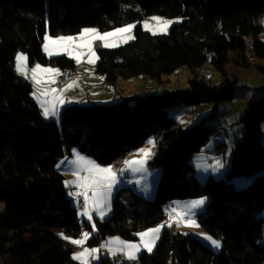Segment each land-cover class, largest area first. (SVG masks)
I'll use <instances>...</instances> for the list:
<instances>
[{
    "label": "trees",
    "instance_id": "16d2710c",
    "mask_svg": "<svg viewBox=\"0 0 264 264\" xmlns=\"http://www.w3.org/2000/svg\"><path fill=\"white\" fill-rule=\"evenodd\" d=\"M153 14L181 20L165 34H152L138 23L133 39L116 47L97 41L93 74L107 85L135 76L154 83L186 66L182 70L192 78L187 88L130 94L105 105L74 103L64 107L59 121L43 118L31 83L16 74L18 51L26 52L30 62L50 63L62 71L76 68L71 57L49 58L42 53L46 32L76 33L86 26L109 29ZM263 19L264 0H0V203L4 205L0 257L4 262L84 264L73 257L68 239L78 237L82 228L89 233V247L112 235L137 239L139 231L167 216L171 201L209 196L197 221L220 239L219 252L193 234L167 225L151 251L142 250L134 260L121 264H264V245L255 240L264 229L260 215L264 174L255 175L264 169V92L250 100L241 117L243 134L234 140L226 176H209L204 183L198 182L186 162L202 149L215 127L200 121L183 128L167 111L179 105L197 107L202 101L216 108L231 100L245 85L237 76L227 75L228 64L254 69L264 77ZM208 62L221 75L220 81L213 83L206 75ZM150 136L155 137V147L147 162L159 172L153 198L118 190L109 217H95L93 224L79 219L65 177L56 169L58 159L76 150L99 164H109L144 145ZM248 175L254 177L247 186L234 188L231 179ZM94 264L115 261L106 255Z\"/></svg>",
    "mask_w": 264,
    "mask_h": 264
},
{
    "label": "rangeland",
    "instance_id": "374dc122",
    "mask_svg": "<svg viewBox=\"0 0 264 264\" xmlns=\"http://www.w3.org/2000/svg\"><path fill=\"white\" fill-rule=\"evenodd\" d=\"M153 17H159L161 19L158 21V20L152 19ZM180 20H181L180 16L169 17V16H164V15H159V14H153L151 16L145 17L141 21L132 20L120 26H115L109 29L102 30L99 26H86L76 33L68 32V33H60L58 35H51L49 34V32H46L44 35L43 41H42V53L49 58L66 55L68 57H71L79 68L85 71H88V72H93L94 65L96 64L98 60V56H97L94 46H95V43L99 40L92 41V51L95 52V56L92 57V59L95 62L89 63L90 53L87 47L84 46L83 41L79 38L80 33L82 32L83 29H86V28L96 29L97 32L102 34L104 32H112L114 31V29L122 28L128 24H132L135 27V25H137L138 23H141L142 27L150 31L152 34H165L168 32L170 26L173 23L179 22ZM165 21H171V23L165 26V23H164ZM145 23H147V27L145 26ZM134 27L128 32L118 33L116 36L109 37L108 42L115 44L116 46H119L121 44L131 41L133 39ZM46 35L52 38H57V37H62V36L74 37L75 39L70 44L71 53L63 51L62 49H59V48H53L50 45V51H52L53 53H58V54H53L50 56L47 52H45L44 47H43L46 42L45 41ZM129 36L132 38L127 39V37ZM260 36L264 38V29L261 31ZM90 38H91V34H85V39H90ZM99 42H101L102 45L104 43L103 41H99ZM247 42L248 44H250V39H247ZM18 53L25 57V60L21 62L24 65L23 73L17 71L18 61L16 60V56ZM77 56H79V60H80L79 63H77ZM37 65L40 66V69L37 70V72L35 73L36 78L33 79L32 69L35 68ZM14 67H15V71L18 77L22 79H26V80H28L30 76L32 77L33 84L30 80H28L32 85V92H31L32 95L37 90L38 91L43 90L41 87H38L39 85V83H37L38 78L47 77V79H51V75L53 74L52 71L45 72V71H42V69L46 68V69L55 70L56 68H60L59 66L52 65L50 63L42 64L38 61L30 62L27 53L24 51H18L15 54ZM183 68H186V66L181 67L177 72L178 74L177 73L172 74L168 77L164 76L163 82L147 83L146 80L142 82L141 76H135L131 78V81H127L126 83L124 81H121L123 79H119L117 83H115L112 86V85H105L104 83L100 81V78H98L97 82L93 83L94 85L99 86V91L97 93L96 101L99 104L105 105V104H110V103L120 101L122 97L126 96L127 94H144L147 92L161 93L165 90L185 89L189 86L190 75L188 72L179 74V72H181ZM225 70L227 72V75L237 76L239 78V82L245 85L244 87H241L235 91L234 96L231 100H225V101L220 102L216 108H214V105L211 102L202 101L200 102L199 105H197V107L179 105V106L172 107L167 110L168 114L172 116L173 118H175L177 123L181 125L183 128L191 127L195 123H198L200 121H204L205 125H210L212 127H215V130L210 135L207 142L203 145L202 149L196 152L186 162V167H188L189 169L193 171L198 182L200 183H204L209 176H212L216 179L224 178L226 176L228 168L230 167L231 153H232L234 140L241 137V135L243 134L244 127H243V123L241 122V117L244 114L245 110L247 109L248 103L250 102V100L256 97L258 94H260V92H262L261 87L264 84V77L258 71L254 69L244 70L240 68H235L231 64H228ZM205 72H206V75L210 77L213 83L221 80V75L218 73V71L214 69V67L209 62L205 66ZM92 75L94 74L92 73ZM76 82H80V81L76 80ZM141 82H142V86H141ZM79 85L82 86L84 84H79ZM81 86L78 89V93H84L87 95L91 93L92 94L96 93V88H94L93 85H91V87L88 89H84ZM54 88L56 90L60 89V87L56 84H54ZM114 90H117V91L115 92ZM41 110H42V113L41 111L40 113L44 119H52L51 117H45L43 115L44 113L43 107ZM61 113L62 111H60L59 115H61ZM220 122H223L224 124V127H225L224 133H220L216 129V126ZM261 129H262L261 142H262V147L264 148V121H262L261 123ZM150 138L154 141L153 144L148 143ZM220 143H225L224 147L222 146L218 147ZM154 147H155V137L150 136L148 137L144 145H142L141 147L135 150H132L131 152H128L125 155L119 156L118 158L112 160V162L109 164H99L94 159H92V161H94L100 167H108L109 165H111L113 172L116 174V183L113 185L111 193L107 198V203L109 207L106 209V214L103 217H101L95 211V206L92 203L91 190L90 189L87 190V194L89 196V201H88L89 209H90L89 214L92 216L91 221H89L86 216L82 215L83 203H79L78 197H82L83 202H84L83 193L86 191L85 186L88 185L90 181L95 178V176L101 175V174H93L87 171L85 168H80V167L75 168L73 170L68 169V168L63 167L62 165L63 163L60 164L57 161L56 169L65 175V179H66L65 181L67 182L66 186L68 188L67 194L71 197L72 203L77 206L79 219L81 220L85 219L88 223L93 224L95 217H97L98 219H105L109 217L113 211V198L118 190L122 192L126 191L124 195H126L128 192L129 193L135 192V193L141 194L146 200H151L153 198L154 191L157 185L159 172L156 168H150L148 166L147 161L150 158V156L145 160L144 154L139 152L138 150L141 148H144L150 151V153H152ZM125 161H137V163L125 164ZM85 172H86V175H85ZM126 174L129 175L130 177L132 176L134 177L135 186L133 184L131 189L126 188V182H127V180L125 179ZM260 174H264V169L257 172L255 175H260ZM253 177L254 175L238 176V177L231 179V181L234 185V188L239 189V188H243L247 186ZM199 198H204L205 203L200 208L190 210L192 213H194V218L197 221L198 213H201L204 211L206 205L211 200V197L209 196L190 197V198L173 200L168 204L167 216L164 217V219H162L161 221H159L157 224L153 226H150L144 230L139 231L138 233L147 231L148 229H154V228L159 227V232L155 234V239L153 240L151 244V249H152L155 246L156 242L158 241L163 228L167 225H173L177 231L184 232V233L186 232L191 233L194 236H196L204 244L208 245L213 250L214 253L219 252L221 243H220V247L216 248L212 246L210 240H207L205 238L206 236H211L213 239H216L220 242V239L218 237H216L214 234H212L208 230L201 227L198 221H197L198 226H186L184 223L187 217L183 216V213H185L186 211H189L187 209L188 202L193 199H199ZM3 208H4L3 203H0V210H2ZM173 209H175L176 211L174 212ZM260 215L264 219V210L261 212ZM84 232H87V230L85 228H82V231L78 237L68 238L72 246L74 247V252L72 254L73 257L83 262L84 264H94L97 261H99L101 256H106V255L111 256V259L115 261V264H121L119 260L121 261L122 259L123 261L131 262L132 259L128 258L127 251L122 250L120 244L113 243L114 240H117L120 242H130V243H134L138 245V250L134 252V259L137 257L140 251L148 250V248H146L143 242L141 241V237L138 235H137V239H133V240L123 239L122 237L118 235H112L104 239L100 243V245L89 247L87 245L88 238L85 239L83 236ZM201 234H204V235L202 236ZM60 235L65 236L62 232H60ZM73 240H83L84 242L81 244H75L72 242ZM255 240L258 245H264V229L262 233L256 237ZM93 249H95V251H92ZM118 249H121V250H118Z\"/></svg>",
    "mask_w": 264,
    "mask_h": 264
},
{
    "label": "snow or ice",
    "instance_id": "6c2138e0",
    "mask_svg": "<svg viewBox=\"0 0 264 264\" xmlns=\"http://www.w3.org/2000/svg\"><path fill=\"white\" fill-rule=\"evenodd\" d=\"M152 19L154 20H160L161 18L159 17H153ZM165 26H167V24L171 23V21H165ZM145 26L147 27V23H145ZM134 27V25L132 24H128L122 28H116L114 29V31L112 32H104V33H99L97 32L96 29H83L82 32L80 33V39L83 41L84 46L87 47L90 55H89V63H94L95 61L92 59V57L95 56V52L92 51V41L94 40H99V41H103V46L104 47H115V44L109 43L108 42V38L109 37H113L116 36L118 33H125L128 32L129 30H131ZM85 34H91V38L90 39H85ZM132 37H127V39H131ZM75 38L72 36H62V37H57V38H52L50 36H45V44H44V50L45 52H47L50 56L53 54H58V53H53L52 51H50V45L53 48H59L62 49L63 51L69 52L71 53V48H70V44L71 42L74 40ZM16 60L18 61L17 64V71L23 73L24 71V65L21 63L22 61L25 60V57L22 56L21 54H17L16 56ZM79 56H77V63H79ZM40 69V66L37 65L35 68L32 69L33 72V79H35V73L37 72V70ZM42 71L48 72V71H52L55 72L57 70L54 69H42ZM71 86V85H69ZM61 104L64 103L63 100L59 101ZM49 103V102H46ZM53 114L52 112H50L49 108L46 106L44 108V113L43 115L45 117L49 116ZM149 144H153L154 141L150 138L148 141ZM139 152L144 154V159L146 160L150 155V151L141 148L138 150ZM78 165L85 167L87 171H89L90 173L93 174H101V175H97L95 176L94 179H92L90 181V183L88 185H86V191L83 193L84 195V205H83V216H86L88 218L89 221L92 220V216L89 214L90 213V209H89V196L87 194V190L90 189L91 193H92V203L95 206V211L101 216H105L106 214V209L109 207L108 203H107V198L111 193L112 187L113 185L116 183V174L113 172L112 170V166L109 165L108 167H100L98 164H96L94 161H91L90 159H86L82 156H77V159L75 161ZM130 163H137V161H125V164H130ZM67 183V182H66ZM205 203V199L204 198H199V199H193L191 201L188 202L187 204V209L189 211H186L185 213H183V216L187 217V219H185L184 223L186 226H198L196 219L194 218V213H192L190 210L192 209H197L200 208L203 204ZM103 206V207H102ZM173 211L175 212L176 210L173 209ZM180 215V214H178ZM179 226V225H178ZM159 232V227L154 228V229H148L147 231H143L140 233H137L138 236L141 237V241L143 242L144 246L146 248H148L149 251H151V244L153 242V240L155 239V234ZM202 236L204 234H201ZM83 236L85 239H87L89 237V233L88 232H84ZM147 238V239H145ZM207 240L211 241L212 246L219 248L220 247V242L216 239H213L211 236H206L205 237ZM75 244H81L84 241L83 240H73L72 241ZM113 243H118L121 245V249L127 251L128 254V258L129 259H134V252L136 250H138V245L134 244V243H130V242H120L117 240H114ZM118 249V250H121ZM111 250V249H110ZM92 251H95V249H93ZM83 255V254H81Z\"/></svg>",
    "mask_w": 264,
    "mask_h": 264
},
{
    "label": "crops",
    "instance_id": "0c3cea01",
    "mask_svg": "<svg viewBox=\"0 0 264 264\" xmlns=\"http://www.w3.org/2000/svg\"><path fill=\"white\" fill-rule=\"evenodd\" d=\"M262 24H263V29H264V19L262 21ZM260 35H261V33H260ZM76 68H79V67L77 66ZM79 69H81V68H79ZM55 70H57V71L53 72V74L51 75V79H47V77H40V78H38V81H37V83H39L38 87H41L43 90H41V91H38L37 90L32 95V97L36 101V103H37V105H38L39 110L41 111V113H42V110H41L42 107L45 108L47 106L49 108L50 112L53 113V114H51V115H49L47 117H51L52 119H55L56 121H59L60 111H62L65 106L70 105V104H74V103L81 104V105H85V104H88L90 102L91 103L92 102H97L96 100H97V93L99 91V86L98 85H94L93 83H96L97 82L98 78H100L99 76L95 75L94 76L95 79L92 80V81L85 80V79H82V78H79V77L78 78H71L67 83H65L62 86H59L60 87L59 90H56L54 88V84H56L57 77L64 70L62 71L61 68H56ZM86 72H88V71H86ZM186 72H187L186 69L185 70H181V72H179V74L186 73ZM91 73H93V72H91ZM120 79H123V78H120ZM191 79L192 78L190 77V81H191ZM28 80H30L32 82V84H33L32 77L31 76L29 77ZM50 80H52V81H50ZM76 80H79L80 82H76ZM100 81H101V79H100ZM121 81H124L126 83L127 81H131V79H129V80L123 79ZM143 81H144V79L142 78V82ZM190 81H189V83H190ZM142 82H141V86H142ZM79 84H84V85L81 86ZM69 85H71V86H69ZM87 85H88V87H87ZM91 85H93V87L96 88V93L95 94H92L91 93V94L87 95V94H84V93H78V89H79L80 86L82 88H84V89H88V88L91 87ZM105 85H107V84H105ZM114 91L116 92L117 90H114ZM128 95H130V94H127L126 96H128ZM111 97H113V96H111ZM60 100H63L64 103L61 104L59 102ZM46 102H49V103H46ZM78 155L79 156H82V157H84L86 159H90L92 161V157L86 156V155H84V154H82V153H80V152H78V151L75 150V151H72V153L70 155H67L65 157L60 158L58 160V163H60V164L63 163L62 164L63 167L68 168V169H72V170L75 169V168H79V167L80 168H85V167H82V166L78 165L75 162ZM85 175H86V172H85ZM64 177H65V175H64ZM125 179L128 180V182L131 185L134 184V186H135L134 177L133 176L130 177L129 175L126 174L125 175ZM82 200H83V198H82ZM83 204H84V202H83ZM132 260H134V259H132ZM119 262L120 263H124V262L125 263H128V261H123V259L121 261L119 260Z\"/></svg>",
    "mask_w": 264,
    "mask_h": 264
},
{
    "label": "built area",
    "instance_id": "2783aa9c",
    "mask_svg": "<svg viewBox=\"0 0 264 264\" xmlns=\"http://www.w3.org/2000/svg\"><path fill=\"white\" fill-rule=\"evenodd\" d=\"M202 75H204V73H202ZM98 76V75H97ZM82 78L85 80H94L95 77L94 75H92L91 72H86L83 69H79V68H70V69H65L58 77L56 80V84L58 86H62L65 83H67L70 78ZM147 83H151V80L147 81ZM147 87V86H146ZM261 91L264 92V84L261 87ZM216 129L220 132V133H224L225 132V127L223 122H220L217 126ZM127 179V178H126ZM126 188L131 189L132 185L128 182L126 183ZM79 203H83V200L81 197L78 198ZM84 205V204H83ZM0 264H6L4 262V260L0 257Z\"/></svg>",
    "mask_w": 264,
    "mask_h": 264
},
{
    "label": "bare ground",
    "instance_id": "6f19581e",
    "mask_svg": "<svg viewBox=\"0 0 264 264\" xmlns=\"http://www.w3.org/2000/svg\"><path fill=\"white\" fill-rule=\"evenodd\" d=\"M71 79V78H70Z\"/></svg>",
    "mask_w": 264,
    "mask_h": 264
}]
</instances>
